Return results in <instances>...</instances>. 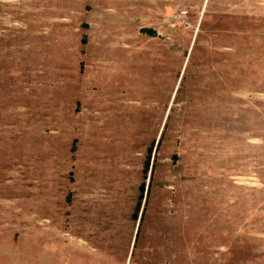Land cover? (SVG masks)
Returning <instances> with one entry per match:
<instances>
[{
    "label": "rangeland",
    "instance_id": "374dc122",
    "mask_svg": "<svg viewBox=\"0 0 264 264\" xmlns=\"http://www.w3.org/2000/svg\"><path fill=\"white\" fill-rule=\"evenodd\" d=\"M0 264H264V0H0Z\"/></svg>",
    "mask_w": 264,
    "mask_h": 264
},
{
    "label": "trees",
    "instance_id": "16d2710c",
    "mask_svg": "<svg viewBox=\"0 0 264 264\" xmlns=\"http://www.w3.org/2000/svg\"><path fill=\"white\" fill-rule=\"evenodd\" d=\"M144 188V187H143Z\"/></svg>",
    "mask_w": 264,
    "mask_h": 264
}]
</instances>
